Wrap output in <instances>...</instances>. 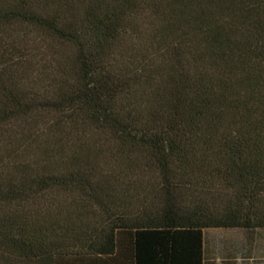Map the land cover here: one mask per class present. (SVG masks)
<instances>
[{
	"label": "trees",
	"instance_id": "1",
	"mask_svg": "<svg viewBox=\"0 0 264 264\" xmlns=\"http://www.w3.org/2000/svg\"><path fill=\"white\" fill-rule=\"evenodd\" d=\"M208 229L264 230V0H0V264H201Z\"/></svg>",
	"mask_w": 264,
	"mask_h": 264
},
{
	"label": "crops",
	"instance_id": "2",
	"mask_svg": "<svg viewBox=\"0 0 264 264\" xmlns=\"http://www.w3.org/2000/svg\"><path fill=\"white\" fill-rule=\"evenodd\" d=\"M208 230L202 231L201 264H264V247H237L227 244L212 247L209 246L208 235H205V232H208ZM210 232L214 233L216 231L213 230ZM256 232V238L258 235H263L259 231ZM247 238H249V241L251 240L250 235H247ZM97 262V264H115L110 257L97 260ZM121 264L126 263H123L122 260Z\"/></svg>",
	"mask_w": 264,
	"mask_h": 264
},
{
	"label": "rangeland",
	"instance_id": "3",
	"mask_svg": "<svg viewBox=\"0 0 264 264\" xmlns=\"http://www.w3.org/2000/svg\"><path fill=\"white\" fill-rule=\"evenodd\" d=\"M146 180H149L151 182V174H148L147 177H145ZM146 187V186H145ZM149 186V190H150ZM146 190V188H145ZM208 230V232H205V235H208L210 245L209 246H220L222 244H227L231 246H237V247H247V246H256L259 248L264 247V230H260L259 232L263 235H258L256 238V231H245L240 229H219L214 230L216 232L212 233ZM212 234V235H211ZM247 235L251 236V240L249 241V238H247ZM246 236V237H243Z\"/></svg>",
	"mask_w": 264,
	"mask_h": 264
}]
</instances>
